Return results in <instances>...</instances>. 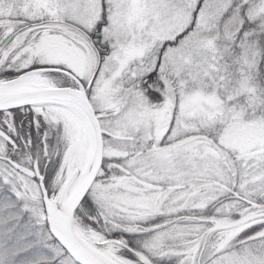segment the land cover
<instances>
[{
    "label": "snow or ice",
    "instance_id": "6c2138e0",
    "mask_svg": "<svg viewBox=\"0 0 264 264\" xmlns=\"http://www.w3.org/2000/svg\"><path fill=\"white\" fill-rule=\"evenodd\" d=\"M0 264H264V0H0Z\"/></svg>",
    "mask_w": 264,
    "mask_h": 264
}]
</instances>
